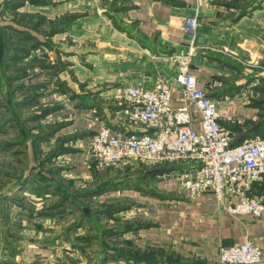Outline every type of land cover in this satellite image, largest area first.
<instances>
[{
  "label": "crops",
  "instance_id": "1",
  "mask_svg": "<svg viewBox=\"0 0 264 264\" xmlns=\"http://www.w3.org/2000/svg\"><path fill=\"white\" fill-rule=\"evenodd\" d=\"M54 1L27 0L25 5L48 9L47 12L60 7L66 12L78 13L74 22L79 37L86 34L87 23H95L98 27L93 38L95 49L85 50V58L93 67L87 69L84 62L81 68L84 74L90 72L89 80L85 78L87 87L99 91L100 96L84 93L78 99L60 104L55 110L52 102H40V107L50 111L27 131L30 140L24 149L31 162V173L25 176H30L26 185L31 186V194L25 184L23 189L21 179L14 195L0 200V225L7 206L13 209V218L17 216L20 220L19 232L12 228L6 230L8 239L5 238V242L9 246L2 249L11 253L13 264H34L44 257H49L55 264V256L62 263H69L65 257V254L71 255L68 252L72 244L69 236L78 234L76 230L81 231L82 225L77 221L70 222L65 229L63 216L68 214L67 207L74 205L77 213H80V207L70 199L62 206L58 203L64 196L63 189L83 190L87 181L93 179L83 139L95 135L102 125L125 134L146 131L143 126L121 119V91L126 86L153 88L158 73H165L174 81L176 62L170 59L171 56L191 50V72L198 78L199 86L214 98L229 99L224 110L233 120L225 125L235 137L243 138L254 132L255 124L257 135L264 137V66L259 67L264 64V36L257 30L264 23V18L260 19L264 1L94 0L90 19H87L85 5L74 4L71 0H59L61 4ZM5 5L6 2L0 0V9ZM47 12L44 15L49 18ZM191 15L197 16L199 21L194 34L183 30L185 18ZM1 19L0 23H3ZM70 27L71 23L67 24L64 32ZM22 81L23 78L17 82ZM50 86L47 84L48 91ZM172 95L173 107L179 106L180 90L174 88ZM39 106H34V113L41 112ZM17 110L21 112L22 108ZM37 123L44 129L55 125L58 128L35 144L33 139L41 134ZM10 124L4 122L0 132L8 133ZM12 129L22 134L20 128ZM58 148L62 151L54 157ZM55 169L60 170L61 175L55 174ZM175 173L176 170H172L142 179L138 187L121 184L93 197L95 201H98L97 197H109L103 199L106 203H118L121 199L129 201L113 217H120V221L125 220L122 224L131 226L125 233L118 232V236L125 238V248L140 257H114L110 264H217L220 246L247 240L255 241L264 250V216L263 221H258L252 214H226L223 204L211 192L191 201L189 193L178 186L173 177ZM161 176L166 179H159ZM56 185L62 186L63 192ZM178 189L184 196L180 201L173 193ZM22 191L25 197L31 196V205L25 211ZM253 194L264 198V182L258 188L255 186ZM80 200L85 203L86 199ZM28 228H32L31 238L23 241L22 235L27 232L23 230ZM48 239H52L51 243ZM10 240L13 244H9Z\"/></svg>",
  "mask_w": 264,
  "mask_h": 264
},
{
  "label": "built area",
  "instance_id": "2",
  "mask_svg": "<svg viewBox=\"0 0 264 264\" xmlns=\"http://www.w3.org/2000/svg\"><path fill=\"white\" fill-rule=\"evenodd\" d=\"M198 26L197 16H187L183 30L194 34ZM191 55L188 50L171 56L176 62L174 81L158 73L153 88L122 89L121 119L146 131L125 134L102 125L83 140L86 161L176 163L181 167L173 176L191 201L211 192L226 214L263 217L264 198L253 190L264 182V137L234 144V133L225 125L233 120L224 110L229 99L214 98L199 86L191 72ZM174 88L182 94L177 107H173ZM217 264H264V250L253 240L220 246Z\"/></svg>",
  "mask_w": 264,
  "mask_h": 264
},
{
  "label": "rangeland",
  "instance_id": "3",
  "mask_svg": "<svg viewBox=\"0 0 264 264\" xmlns=\"http://www.w3.org/2000/svg\"><path fill=\"white\" fill-rule=\"evenodd\" d=\"M4 1L6 2V5L0 9L2 22H8L14 24L15 27L26 29L31 36L29 37L23 31H7V45L5 46L3 53L7 56L19 55L28 57L29 55H32V57H28V59L24 60H10L8 61L9 66L5 65L0 70V97L2 98L0 100V122L4 121L8 116L9 108L7 110V108H3L2 106L4 103L9 104V101L17 102L34 96L33 99H36L34 105L22 107L21 112L19 110L16 111L19 118L24 119L29 118L31 114L35 112L34 106L37 105V103L40 104V102H43L44 100L52 102V106L57 107L60 104H64L69 99H78V97L81 95L83 96L84 93L85 95H94V97L100 96L99 91H92V89L87 87V81H85V78L89 80L88 76L90 72L84 74V70L81 68V65H84V62L87 69H92L93 67V65L90 64L91 61L88 58H85V55L87 54H85V50L95 49L93 38L98 30V27H95V23H87L85 29L86 34L82 33L84 35L79 37V29L77 23L74 22L77 18L76 14H78L76 12H66L60 7L57 10L54 9L47 12L46 10L48 9H36L35 7L31 8L30 5H25L27 0ZM72 1H74V4H83L86 6L87 19H90V17L93 16L89 13L90 11L93 12L91 4L94 0H71V2ZM261 1L263 2L264 0H257V2ZM54 2L61 4V1L59 2V0H55ZM82 9L84 8L82 7ZM46 12L50 15L49 18L44 15ZM71 16L74 17V19L70 22L71 27L66 33L64 32V28H66L64 23L69 21ZM82 16L83 14H81V17ZM262 18H264V8L260 11V19ZM257 30L264 36V23L257 28ZM33 36L38 37V39ZM69 54L71 57L68 56ZM263 66L264 64L259 67ZM47 72L48 75L45 74ZM24 74L25 76H23ZM8 75L13 77L23 76V81L22 83L17 81L13 82L9 85L10 91H7L5 83H9L8 81H10L7 78ZM20 84H22V88H18ZM47 84H51L49 91ZM35 86L38 87L37 90H35ZM83 88H86V91ZM65 116L68 117L67 115H64V117ZM64 117H62V119L60 118V120H63ZM12 123L8 126L13 127ZM33 124L34 123L27 122V124H25L26 130L31 126L34 127L35 125ZM36 126L40 127V123H37ZM12 127H9L10 131L8 133L3 134L0 132V144L11 143L12 147H14L13 150H8V152H4L2 149L1 151L3 152H0V200L5 196L14 195V189H19L17 184H19L20 180L22 179L24 181V177L31 173L29 155L24 152L26 143H18L19 141L17 140L22 138L24 134L19 135L18 130L15 129L14 132ZM39 129L41 130L42 126ZM13 142H17V144H14ZM90 164L93 181L88 180L86 184L87 187L90 184L93 185V183L109 177L113 178L129 174L136 178L141 166V164L136 165L134 163L106 165L100 164L97 161H91ZM96 165H98V167H96ZM60 172L61 171L59 170L57 174L61 175ZM161 177H159V179L165 178L163 176ZM26 183L27 182L23 183V189ZM26 187L28 186L26 185ZM30 187L27 189L29 194H31L32 189ZM125 188L129 189L127 187ZM179 190L180 189H178V191H173V193L180 201L184 196L179 193ZM23 191L21 202H23L22 207H24L23 211H25L28 210V207L31 205V196L27 193L28 195L25 197L26 195L23 194ZM97 198L98 201H95L94 198H90L89 201L85 200V203H80L82 206L83 204L89 206L92 215L94 214V219L81 214L80 204V213H77L78 209L72 205L67 207L69 209L68 214H64L63 216V227L65 229L75 221H77V223L78 221L81 222L82 225L81 231L76 230V232H79L78 234L75 233L69 236L72 244H70L71 249H69L68 252H70L71 255L67 256L65 254V257L68 258L70 264H110V260L116 257L115 248H125V246H127L125 245V238L122 237V239H120L118 236V232L122 228V221L125 220L120 221V217H113V215L111 216V214L104 211L111 206L113 208L115 205L123 206L124 204H127L126 202L128 200L121 199L118 203H106L107 201L105 202L103 199L109 197L101 196ZM185 200H188V198H185ZM168 204L171 203L168 202ZM172 204L177 203L172 202ZM65 207L66 206H64V210L66 213ZM5 210L6 211L2 215L4 221H1L0 225V264H13L11 253L9 251H2V249H5L8 245L5 242V238L8 237L6 230L12 228V230L15 229L16 232H19L18 226L20 220L17 216L13 218L14 214L12 208L7 206V209ZM74 210L76 211L74 212ZM257 220L263 221V217H257ZM22 221H24V219ZM4 222H6V224H3ZM27 222L29 221L27 220ZM31 229L32 228L23 230L27 231L22 235L23 241L24 239L31 238ZM110 230L117 231V234H110ZM71 232H73V230ZM51 241L52 239H48L47 242L51 243ZM13 242V240H10L9 244H13ZM55 243L58 244V242ZM53 245L55 244L52 243V246ZM55 259L57 260L55 264H69L67 262L62 263L61 259H58L56 256ZM40 260L41 259L34 261L33 263L54 264L49 257H44L42 261Z\"/></svg>",
  "mask_w": 264,
  "mask_h": 264
},
{
  "label": "trees",
  "instance_id": "4",
  "mask_svg": "<svg viewBox=\"0 0 264 264\" xmlns=\"http://www.w3.org/2000/svg\"><path fill=\"white\" fill-rule=\"evenodd\" d=\"M18 7V6H17ZM74 19V17H70L69 21H66L64 24L67 25L69 24L72 20ZM64 26V25H63ZM19 31V32H25L26 35H28L29 37L31 36L29 32H27L26 29H23V28H19V27H15L14 24H11V23H8V22H3V23H0V70L5 66V65H8L9 66V62L10 60H24L26 58V56H19V55H13V56H7V55H4V48L5 46L7 45L6 43V33L7 31ZM35 37V36H33ZM9 44V43H8ZM7 67V66H6ZM25 76V74L23 75ZM23 76H16V77H13L11 75H8L7 78L9 83H5L6 84V89L7 91L9 90L10 91V87L9 85L12 84L13 82L15 81H18L19 79L23 78ZM37 86V84H36ZM35 86V90H37L38 87ZM9 87V89H8ZM22 88V84L18 86V88ZM2 95V94H1ZM37 96V95H36ZM34 96H32V98H26V99H23V100H20V101H17V102H14V101H9V104H6L4 103V105L2 106L3 108H9L8 110V116L6 117V119L2 122H0V127L1 125L6 122V121H9L10 123L13 124V127H18L20 128L22 134H24V136L22 138H19L17 139L19 142L18 143H26L27 141H29V133L27 132L29 129L26 130V126L25 124H27V122H30V123H34L35 124V121H40L41 119H43L46 114L50 111L49 108H46V107H40L39 104V108L38 110L41 111L40 113H33L31 114V116L29 118H19V116L17 115L16 111L17 109L20 107H24V106H32L34 105L36 102V99H33ZM2 98L0 97V100ZM53 110L57 109L56 107H53L52 108ZM38 129L41 127H38L36 126ZM58 128L57 125L53 126V127H48L46 129L42 128L41 129V134H38L36 138L33 139V142L35 144H39L41 141H43L44 139H46V136H51L52 134H54V132L56 131V129ZM257 124H255V126L252 128L253 130H255L254 132H249L248 134H245V136L243 138H237L234 136V144H238L240 143L241 141H243L244 139L246 138H249V137H255V136H259L257 135ZM43 130V131H42ZM247 133V132H246ZM14 143V142H13ZM14 144H17V142H15ZM14 147H12L11 143L10 144H0V152H8V150H13ZM1 149L3 151H1ZM62 151V148L58 150H55V152L53 153V156H57L59 155V153H61ZM51 159V157H50ZM49 159V160H50ZM181 167V165L179 164H170V163H155V164H141L140 168H139V174L135 177L133 176H130L129 174H126V175H123V176H119V177H109V178H105L104 180H100V181H97L96 183H94L93 185H89L88 187H86L85 189L83 190H60L62 188V186L60 185H56L57 188L59 189L60 192H63L64 193V196L62 198V201H60L58 203V206H62L64 205V203L69 199L73 201V203L75 205L77 204H80L81 203V200L79 201V198L80 199H86V201H89L90 198H93L94 196L98 195L99 193L101 192H104L108 189H111V188H115L117 187L118 185H121V184H126V185H133V186H138V185H141V180L142 179H145V178H148V177H151L153 175H157V174H160V173H166V172H170L172 170H176L177 168ZM59 172L58 170L55 169V174ZM30 176L28 177H24V181L23 183L25 182H29L30 180ZM79 201V202H78ZM81 205V211H82V214L84 216H87V217H91L92 219H94L90 209H89V206L87 205H84L82 206ZM79 205V207H80ZM108 207V206H106ZM122 210V207L121 206H117L115 205V207L113 208L112 206L111 207H108L105 209L104 212H108L109 214H111V216L117 212V211H120ZM117 219V218H116ZM78 223H81V222H78ZM121 229L119 230V232L121 233H125L126 230L130 229L131 226H129L128 224L126 223H123L121 225ZM113 232H117V231H114V230H110V233H113ZM115 253H116V257L118 258H132V257H140L137 253L135 252H132L131 249H127V248H118V249H115Z\"/></svg>",
  "mask_w": 264,
  "mask_h": 264
}]
</instances>
